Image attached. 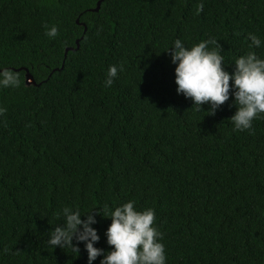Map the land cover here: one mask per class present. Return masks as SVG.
I'll list each match as a JSON object with an SVG mask.
<instances>
[{"label": "trees", "instance_id": "1", "mask_svg": "<svg viewBox=\"0 0 264 264\" xmlns=\"http://www.w3.org/2000/svg\"><path fill=\"white\" fill-rule=\"evenodd\" d=\"M200 2L104 0L83 33L98 0H0V66L34 81L14 71L22 86L0 89V264H87L83 242L47 244L56 213L129 200L154 209L166 264H264V117L233 131L231 94L197 110L166 50L215 37L233 71L248 33L264 41V0H202L197 15ZM110 65L123 71L105 88ZM110 222L97 215L94 246L110 249Z\"/></svg>", "mask_w": 264, "mask_h": 264}, {"label": "clouds", "instance_id": "2", "mask_svg": "<svg viewBox=\"0 0 264 264\" xmlns=\"http://www.w3.org/2000/svg\"><path fill=\"white\" fill-rule=\"evenodd\" d=\"M203 8L201 0L196 14ZM44 34L50 39L57 37V26L45 25ZM247 38L250 50L234 59L232 64L235 67L231 72L224 67V57L215 37L210 36L191 47L177 38L166 50L175 65L174 80L178 94L191 99L197 110H201L202 104H208L210 114L228 101L231 94L236 110L228 120L233 131L251 133L253 120L264 117V57L251 49L264 46V41L254 33H248ZM118 71H123L122 65L107 68L103 81L105 88L112 86ZM21 86L22 81L16 72L0 66V89ZM6 111L5 106H0V116ZM93 209H96L95 214ZM56 215L57 219H63V223L48 232L47 244L69 247L79 253L78 244L83 242L87 264H92L98 256L101 257L99 264H166L163 233L154 223L155 211L150 207L137 208L135 200L105 207L103 214L97 208L82 213L79 208L65 206ZM97 215L110 218L111 222L104 231L106 243L111 246L109 250L94 246L101 239L93 227L97 223Z\"/></svg>", "mask_w": 264, "mask_h": 264}, {"label": "water", "instance_id": "3", "mask_svg": "<svg viewBox=\"0 0 264 264\" xmlns=\"http://www.w3.org/2000/svg\"><path fill=\"white\" fill-rule=\"evenodd\" d=\"M104 0H98V3H97V6L96 7H92L90 9H88L84 15H81L78 19H77V23L79 25H83L84 26V30H83V33L86 31L87 29V26H86V23H85V19L86 17H88L89 14H92L93 12H96L98 11L100 8H101V5L103 3ZM87 15V16H86ZM81 40H82V37H78L76 38L75 40V43H76V46L74 45H69L66 47L65 49V57H64V60L66 59L67 55H68V52L69 51H76L80 48V43H81ZM63 67V66H62ZM11 68L13 71H21V70H24L26 72V78H27V82L28 83H32L34 82L33 81V76L32 74L30 73V70L27 68V67H19V68H16V67H9ZM59 70V68H56L53 70L54 71H57Z\"/></svg>", "mask_w": 264, "mask_h": 264}]
</instances>
